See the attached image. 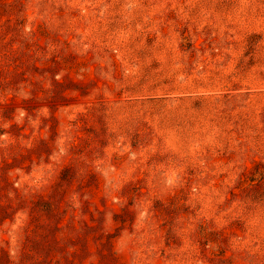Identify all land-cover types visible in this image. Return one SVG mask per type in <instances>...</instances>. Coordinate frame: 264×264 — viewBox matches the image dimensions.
Wrapping results in <instances>:
<instances>
[{"label": "rangeland", "instance_id": "rangeland-1", "mask_svg": "<svg viewBox=\"0 0 264 264\" xmlns=\"http://www.w3.org/2000/svg\"><path fill=\"white\" fill-rule=\"evenodd\" d=\"M0 264H264V0H0Z\"/></svg>", "mask_w": 264, "mask_h": 264}]
</instances>
